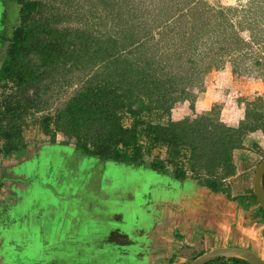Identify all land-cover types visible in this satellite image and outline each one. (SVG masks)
I'll use <instances>...</instances> for the list:
<instances>
[{
    "label": "trees",
    "instance_id": "obj_1",
    "mask_svg": "<svg viewBox=\"0 0 264 264\" xmlns=\"http://www.w3.org/2000/svg\"><path fill=\"white\" fill-rule=\"evenodd\" d=\"M14 1L22 7L20 26L12 37L0 31V154L23 151L26 134L38 127L51 143L58 135L75 140L87 156L148 164L243 199L262 161L249 160L240 137L264 133V101L247 103L238 128L213 112L172 119L174 104L196 103L210 65L231 62L235 74L264 79V59L253 62L260 73L246 66L251 43L227 12L210 19L196 0ZM246 20L240 27L250 28ZM70 88L73 95L52 113ZM216 263L251 264L238 258L209 264Z\"/></svg>",
    "mask_w": 264,
    "mask_h": 264
},
{
    "label": "rangeland",
    "instance_id": "obj_2",
    "mask_svg": "<svg viewBox=\"0 0 264 264\" xmlns=\"http://www.w3.org/2000/svg\"><path fill=\"white\" fill-rule=\"evenodd\" d=\"M196 1H200L202 4L199 5L201 9L205 8V11H210V19L212 15L219 14V11L228 13L230 21L237 26L239 37L251 43V47L246 50L250 58L247 60L246 66L255 73H260L261 69L256 70L257 67H254L253 62L256 57L264 59V0ZM21 8V5L14 0H0V31L6 30L8 37H12L14 30L20 26ZM229 9L232 10L229 11ZM192 10L194 15L203 14V10L195 11V8ZM258 10L263 13L258 14ZM242 17L247 18L244 24L250 25V28L240 27L239 21ZM254 21L255 24H253ZM254 33L255 36H252L251 34ZM8 44L6 43L3 52ZM262 71V76H264V67ZM259 89L263 91V94L258 92ZM73 93V88L65 89L55 102L52 113L58 107L63 106ZM198 98L200 99H197L198 102L196 101L195 104H191L190 101L174 104L172 119L180 121L187 117L199 116L195 106L202 101L204 113L213 112L220 121L238 126L237 122L245 116L248 102L260 104L261 99L264 101V79L235 74L231 62L220 66L210 65L205 70L204 88L200 91ZM207 107H210L211 110L208 111ZM26 135L28 142L44 138L38 127H32ZM252 137H257V135ZM59 139L62 144L68 142L67 145L61 147V149H67V154L64 155L62 150H59L61 153H46L49 155L40 156V159L34 160L35 166L43 167L34 172L33 176H38L37 179L33 177L34 185L37 183L34 191L30 189L31 186L24 185L23 178H10L13 175V169L10 167L11 159H6L9 156L0 154V264H51L55 243L68 237H76L80 233L86 234V236L84 234L86 238L83 237L82 240V243L85 242V244L77 247H70L67 243L63 244V260H66L65 257L72 258L78 252L86 250V246L90 247L88 250L92 253L91 264H102L99 258L93 255V252L99 251L101 245L109 250L114 248L107 240L104 234L105 230H101L99 227L115 224V218H105L102 211L95 210L93 207H99V201L106 203L109 199L113 200L111 198L113 188L110 184H114L119 174L122 175V169L115 168L117 164H107L109 160L85 155L77 149L75 140L68 141L65 137L64 140ZM29 145H31L30 142ZM262 157L264 159V153H262ZM110 165L113 168H108ZM111 176L113 178H110ZM107 177L109 178L107 179ZM119 178L122 177L119 176ZM18 187H22L26 192L29 189L28 199L20 198L15 192ZM107 206L104 204L103 207ZM74 207L80 209L81 212L73 214ZM44 210L47 213H43ZM90 212L94 216L89 219L90 223L87 228L79 229L77 222L80 221V218L77 216H81V214L88 216ZM23 226H28L26 227L28 240L18 238V229H23ZM102 234L104 235L101 236ZM28 243H30V247L27 245ZM172 251L175 252V257L179 253L182 254L178 245H172ZM119 260L120 257L117 259L115 255H110L104 264H116ZM166 264H170V262Z\"/></svg>",
    "mask_w": 264,
    "mask_h": 264
},
{
    "label": "crops",
    "instance_id": "obj_3",
    "mask_svg": "<svg viewBox=\"0 0 264 264\" xmlns=\"http://www.w3.org/2000/svg\"><path fill=\"white\" fill-rule=\"evenodd\" d=\"M258 92L263 94L260 89ZM195 107L198 114L207 113H204L202 101ZM209 108L207 107L208 111L211 110ZM244 117H241L237 123L243 121ZM228 126L239 127L234 124ZM255 135L257 137H252ZM60 136L62 135H58L55 143H51L46 136L38 141L30 140L31 145L27 141L25 148L27 151L23 149L9 155L6 159H11L10 167L13 169V175L10 178H23L24 185L31 186L30 189L34 191L37 183L34 185L33 180L38 177L33 176L34 172L43 168L35 166L34 160L40 159V156H48L50 153H61L59 150H62V154H67V149H61V147L68 142L60 143L59 138L64 140V137ZM240 143L247 149L246 154L251 155L250 161L254 164L257 161H263L264 133L262 131L244 132L240 137ZM107 164L116 165L109 161ZM126 166L127 169L117 165L115 167L123 171L121 170L122 175L114 171L122 178L118 176L114 184H110L113 188L111 191L113 200L106 201L105 205H108L106 208L101 205L93 207L95 210L102 211L105 218L114 217L116 220L115 224L99 227L105 230L107 240L114 247L110 249L113 253L108 255L103 251L97 253L96 256L102 264L109 259L110 255H115L117 259L120 257L119 261L123 264H166L167 262L191 264L200 257L194 259L197 253L205 251L201 254L202 256L217 249L248 250L264 260V216L260 212L261 207L254 195V180L251 184L252 188L242 193V196L240 195L243 199L235 200L229 198L224 192H214L191 177L185 181L177 180L171 171L161 174L148 164L140 167ZM108 168L113 166L110 165ZM15 192L24 200L30 195L29 189L26 192L22 187H18ZM76 208H73L75 209L72 210L73 214L81 212ZM91 216H94L91 212L88 216L83 214L77 216L80 218L77 227L87 228ZM84 234L80 233L76 237H68L55 243L52 264H82L84 260L86 264H90L92 253L86 246V250L78 252L72 258L68 256L65 257L66 260H63L62 256L64 253L62 245L67 243L70 247H77L85 244V242L82 243L83 237L86 236ZM172 245H178L182 254L179 253L175 257ZM100 249L103 250V248Z\"/></svg>",
    "mask_w": 264,
    "mask_h": 264
},
{
    "label": "water",
    "instance_id": "obj_4",
    "mask_svg": "<svg viewBox=\"0 0 264 264\" xmlns=\"http://www.w3.org/2000/svg\"><path fill=\"white\" fill-rule=\"evenodd\" d=\"M143 166V165H142ZM120 168H125L127 169L128 167L125 164H120ZM127 167V168H126ZM134 167V166H131ZM143 168V167H142ZM264 160L258 167L255 178H254V183H253V190H254V195L257 199V202L259 206L264 210ZM26 227L28 226H23V229H18V238L22 240H28L29 236L28 233L26 232ZM22 230V232H20ZM22 233V237H21ZM20 234V235H19ZM30 247V243H28ZM26 248V247H25ZM221 258H238L245 260L251 264H264V260L260 258L258 255L255 253L248 251V250H243V249H217L214 251H211L209 253H206L199 258L195 259L191 264H209L217 259ZM52 264V261H51Z\"/></svg>",
    "mask_w": 264,
    "mask_h": 264
},
{
    "label": "flooded vegetation",
    "instance_id": "obj_5",
    "mask_svg": "<svg viewBox=\"0 0 264 264\" xmlns=\"http://www.w3.org/2000/svg\"><path fill=\"white\" fill-rule=\"evenodd\" d=\"M27 160H28V159H27ZM109 162H110V161H109ZM34 187H35V186H34ZM106 191L108 192L109 190L107 189ZM103 201H104V200H103ZM97 203H98V202H97ZM99 204H100L101 206H104L105 203H104V202H101V203H100V201H99ZM7 207H8V206H7ZM96 207H98V206H96ZM89 248H90V247H89ZM101 248H103V250H102V249H99V251L95 250V251L93 252V255L96 256L97 253H101L102 251L105 252V253H107V255H108V253H109V254H110V253H113V252H112L111 250H109V249H108V250H105V246H102V245H101ZM91 255H92V254H91ZM98 255H99V254H98ZM83 262H84V263H83ZM83 262H81V263H82V264H86V263H87L85 260H84ZM89 263L91 264V261H89ZM76 264H79V263H76ZM116 264H123V263H122V261H121V262L119 261V262L116 263Z\"/></svg>",
    "mask_w": 264,
    "mask_h": 264
},
{
    "label": "clouds",
    "instance_id": "obj_6",
    "mask_svg": "<svg viewBox=\"0 0 264 264\" xmlns=\"http://www.w3.org/2000/svg\"><path fill=\"white\" fill-rule=\"evenodd\" d=\"M264 160V159H263ZM227 259H229V258H227Z\"/></svg>",
    "mask_w": 264,
    "mask_h": 264
}]
</instances>
